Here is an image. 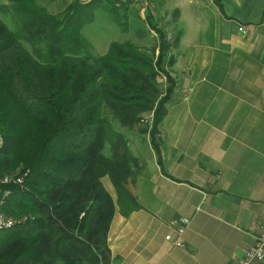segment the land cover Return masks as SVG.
<instances>
[{"label":"trees","instance_id":"obj_1","mask_svg":"<svg viewBox=\"0 0 264 264\" xmlns=\"http://www.w3.org/2000/svg\"><path fill=\"white\" fill-rule=\"evenodd\" d=\"M9 1L1 9L17 28L0 21V176H25L4 187L10 194L0 210L25 219L0 230V264H109L107 234L116 209L127 217L140 206L127 189L134 158L107 113L132 127L157 103L149 136L160 159L157 126L173 89L163 66L170 43L148 16L159 35L155 62L129 42H113L94 57L81 29L96 1L74 3L62 16L49 15L36 0ZM156 69L170 85L159 102Z\"/></svg>","mask_w":264,"mask_h":264},{"label":"crops","instance_id":"obj_2","mask_svg":"<svg viewBox=\"0 0 264 264\" xmlns=\"http://www.w3.org/2000/svg\"><path fill=\"white\" fill-rule=\"evenodd\" d=\"M181 1L197 26L182 27L170 51L160 159L148 140L128 147L127 189L140 208L116 209L109 264H231L264 223V0ZM101 183L115 201L110 180ZM182 219L176 247L165 237L177 238Z\"/></svg>","mask_w":264,"mask_h":264},{"label":"rangeland","instance_id":"obj_3","mask_svg":"<svg viewBox=\"0 0 264 264\" xmlns=\"http://www.w3.org/2000/svg\"><path fill=\"white\" fill-rule=\"evenodd\" d=\"M90 1H96L97 5L92 12V20L82 27L81 34L86 41L88 51L94 57L105 55L113 42H129L138 48L142 56L155 62L158 55L159 35L148 22L147 17L150 16L156 27L166 35V40L171 46L163 58V66L168 71L170 68L167 66L169 58L173 57L170 56V51L178 40V35L175 34L182 27L194 29L197 26V22L190 17L188 7L182 1L177 3L178 0H169L168 2L166 0H36V4L49 15L62 16L70 5ZM175 4H180L182 10L179 24H177L179 11L172 7ZM7 5H10L9 0H0V21L11 31H15L17 24L10 12L4 8L1 9L2 6ZM172 29H175L174 34ZM168 33H171L172 36ZM23 45L30 49L29 45L24 43ZM156 73L158 74L155 77L154 85L158 92L155 95L159 102L166 95V90L170 85L164 73L159 69H156ZM156 106L157 103L154 105V110ZM154 110L141 115V118L147 120V123L150 122L148 125L141 123L140 119L132 127L120 126L110 113L107 114L115 130L124 135L127 147H129L134 143L142 145L146 140L150 141L149 133L154 123ZM104 153L109 155L108 146Z\"/></svg>","mask_w":264,"mask_h":264},{"label":"built area","instance_id":"obj_4","mask_svg":"<svg viewBox=\"0 0 264 264\" xmlns=\"http://www.w3.org/2000/svg\"><path fill=\"white\" fill-rule=\"evenodd\" d=\"M239 31L245 33V29L243 27H240ZM140 122L145 124L147 123V120L141 118ZM149 123L150 122H148L147 125ZM2 146H3V137L0 134V148ZM23 176H25V174L19 172L4 174L0 176V208L4 204L7 196L10 194V191L8 189H4V187L22 183ZM24 219H25L24 217H14L7 215L0 210V230H7L11 227H14L18 223L22 222ZM187 224H188V220L182 219L180 221V225L176 228L177 238L172 239V237L168 235L165 237V240L172 241V243L176 247H183V244L180 241L179 237L183 234ZM263 261H264V223L261 225L260 233L255 243L247 248H242L240 250V257L231 264H253V263H260Z\"/></svg>","mask_w":264,"mask_h":264}]
</instances>
